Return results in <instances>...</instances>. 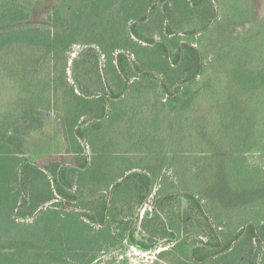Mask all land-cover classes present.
Segmentation results:
<instances>
[{
	"label": "trees",
	"instance_id": "1",
	"mask_svg": "<svg viewBox=\"0 0 264 264\" xmlns=\"http://www.w3.org/2000/svg\"><path fill=\"white\" fill-rule=\"evenodd\" d=\"M242 1L251 2L235 3ZM43 2L0 0V85L15 81L25 93L0 110V264H118L111 250L124 241L144 251L164 244L160 254L171 255V264H264V187L254 173L242 168L227 176L233 188L220 186L229 196L221 209L209 187L185 193L202 217L206 240L195 239L187 232L196 222L172 216L175 185L159 189L153 210L140 218L155 174L129 168L113 181L99 176L82 144L87 123L118 119L124 113L118 102L141 84L152 90L154 110L169 107L180 118L202 98L215 99L220 121L214 126L230 131L236 143L239 126L264 101V21H253L254 8L244 9L253 25H244L235 45L241 52L225 70L214 65L213 57L224 58L215 43L213 57L205 43L217 28L216 0H56L35 20ZM77 46L79 59L72 58ZM70 59L77 87L68 80ZM41 106L62 117L71 157H31L43 126ZM245 160L233 155L230 163ZM211 164L198 172L205 180L215 177ZM89 180L106 192L88 201ZM122 194H129V205ZM230 224L237 229L226 231Z\"/></svg>",
	"mask_w": 264,
	"mask_h": 264
},
{
	"label": "rangeland",
	"instance_id": "2",
	"mask_svg": "<svg viewBox=\"0 0 264 264\" xmlns=\"http://www.w3.org/2000/svg\"><path fill=\"white\" fill-rule=\"evenodd\" d=\"M44 1L42 6L35 10V20L41 21L42 13L51 8L56 0ZM245 3L242 1L237 6L235 0H216L215 2V5L220 8L219 17L214 22L217 23V28L209 38L210 40L206 39L205 43L211 57L213 54L216 55L215 51L223 54L224 58L220 62H215L217 57H213L214 65L218 68L223 67L224 69L225 66L226 70L227 60L237 52H241L235 45L243 41L244 25L249 27L256 19L264 21V0H251L250 3ZM250 5L254 8L251 10L254 11L252 22L243 16L245 7ZM234 27L236 29L232 32L231 29ZM213 43L216 45L215 51ZM81 49L82 47L77 46L76 51L72 53V58L79 59L78 52ZM131 57L135 58L134 55ZM100 62L104 63L103 56ZM74 66L75 63H72L70 59L67 76L70 83H75L77 87V83L74 82ZM136 81H141L140 76ZM24 95L23 89L15 81L4 82L0 85V110H10ZM151 96L152 90L146 85L141 84L139 88L135 86L123 102H118L117 108L124 112L118 116V119L107 118L103 121L87 123L89 124L86 128L88 139L83 140L82 144L86 149V154L91 157V169L98 170L99 176L105 174L112 181L119 176L121 171L129 168H132V171L155 174L153 193L144 203L140 218L145 210H153V203L159 189L168 190L175 185L178 193L175 201L170 205L172 216L180 221H195L196 224L188 229L187 237L195 239L199 237L206 240L198 223L202 217L197 210L191 207L185 193L190 189L204 191V188L209 187L211 192L218 197V207L221 209L229 196L220 192V186L226 185L228 188H233L232 180L227 176H231L242 168L244 172L254 173L259 188L264 187V101H261L263 105L259 109H255L257 111L252 112L254 117L250 118V122L245 126L237 127L238 135L234 143L230 140V131L225 133L218 123L214 126L215 122L220 121L215 99L202 98L199 104L180 118L179 114L171 111L169 107L164 109L159 107V110H154ZM110 110L113 111L111 108ZM40 111L43 126L32 139L31 157L44 159L58 154L71 157L72 154H69L67 150L70 145L65 136L62 117L44 106L40 107ZM226 117L228 118L229 115ZM243 131L248 134H243ZM217 139L228 144L221 146ZM233 155L244 157L245 164H231L230 160ZM208 163H212L209 171L213 172L215 177L209 175L205 180V176L200 177L198 172L201 166ZM94 182L89 180L86 184L88 201L106 192L105 188H95ZM125 185H129V181L125 182L121 188L118 187V191L122 190ZM120 198L124 205H129L127 201L129 194H122ZM212 199H214L213 196L207 201ZM239 216L238 213L234 220L238 221L241 218ZM235 228L237 229V225L225 226L226 231H232ZM137 233L138 237L142 238V229L139 228ZM132 246L124 241L112 247L111 253L116 256L118 264H171L172 262L171 255L160 254L162 250L168 248L164 244L148 250V255L136 254V249Z\"/></svg>",
	"mask_w": 264,
	"mask_h": 264
},
{
	"label": "built area",
	"instance_id": "3",
	"mask_svg": "<svg viewBox=\"0 0 264 264\" xmlns=\"http://www.w3.org/2000/svg\"><path fill=\"white\" fill-rule=\"evenodd\" d=\"M133 247H135V246H133ZM135 249H136V254H140V253H144V254H149V252L148 251H140V250H138L137 249V247H135Z\"/></svg>",
	"mask_w": 264,
	"mask_h": 264
},
{
	"label": "crops",
	"instance_id": "4",
	"mask_svg": "<svg viewBox=\"0 0 264 264\" xmlns=\"http://www.w3.org/2000/svg\"><path fill=\"white\" fill-rule=\"evenodd\" d=\"M133 247V246H132ZM135 248V247H134Z\"/></svg>",
	"mask_w": 264,
	"mask_h": 264
}]
</instances>
